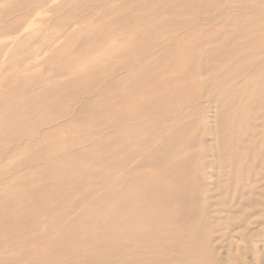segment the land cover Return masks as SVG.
<instances>
[{
	"label": "rangeland",
	"instance_id": "obj_1",
	"mask_svg": "<svg viewBox=\"0 0 264 264\" xmlns=\"http://www.w3.org/2000/svg\"><path fill=\"white\" fill-rule=\"evenodd\" d=\"M257 1L52 0L43 6L41 0H0V264L132 260L123 242L93 240L86 219L90 211L101 209L97 201L110 188L108 182L144 180L157 172L146 164L132 169V153H140L136 160L145 161L149 147L197 118L194 94L201 92L200 83L215 77L213 67L224 52L221 42L264 19V2ZM144 46L141 55L154 60L157 87L150 79L136 84L130 77L140 64L137 49ZM93 64L86 77L97 82L86 92L89 83L76 82L75 73ZM223 74L220 70L217 75ZM168 79L173 80L176 101L166 121H161L169 116L165 112L138 114L135 120L125 114L167 92ZM122 94L130 97L118 98L114 114L97 107L94 112L105 113L95 118H100L98 125L88 126L94 112L82 101L98 103ZM57 112L61 117L53 123ZM154 117L161 119L153 136L119 139L124 124L145 120L142 127H147ZM109 136L119 137L115 148ZM199 152L198 146L191 147L180 157L194 156L196 161ZM201 161L215 163L212 157ZM195 163L185 169L186 179L173 186L176 205L189 199ZM112 164L118 167L114 171L109 170ZM177 216L168 215L159 228L169 219L172 229L178 228Z\"/></svg>",
	"mask_w": 264,
	"mask_h": 264
},
{
	"label": "bare ground",
	"instance_id": "obj_2",
	"mask_svg": "<svg viewBox=\"0 0 264 264\" xmlns=\"http://www.w3.org/2000/svg\"><path fill=\"white\" fill-rule=\"evenodd\" d=\"M51 1L41 0L43 6ZM241 31L238 37L221 42L224 52L213 67L215 77L200 83L201 92L194 94L195 102L198 101L193 107L194 114L202 124L194 127L195 119L176 130L171 129L160 144L148 148L150 156L145 161H137L140 153H132V169L146 164L157 172L148 174L144 180L108 182L110 188L97 201L101 209L90 211L86 225L93 240L120 241L132 252V260L120 258L117 264H264V19L247 24ZM145 47L137 49L140 64L132 69L130 77L136 84L142 78L150 79L152 86L157 87L154 60H145L141 55ZM147 55L150 57L153 53ZM93 67L94 64L75 73L76 82L89 83L86 92L97 82L86 77ZM220 70L224 72L221 77L217 75ZM172 82L165 81L167 92L145 100L125 114L135 120L138 114L152 116L165 112L169 116L161 121H166L176 101L171 95ZM128 97L129 94L110 95L102 102L98 100L100 104L89 99L82 102L85 106L91 105V108L87 106L90 112L101 106V109L110 108V114H114L118 98ZM82 112L87 111L83 108ZM100 113L97 109L90 114L88 126L99 124L100 118H95ZM60 114L56 113L53 123ZM21 118L29 120L23 113ZM160 119L151 118L147 127H142L145 120L124 124L122 137L116 138L135 140L144 135L153 136ZM118 120H124L123 116ZM112 137L109 136L108 143L115 148L118 140ZM196 146L200 149L196 161L194 156L180 157L185 150ZM204 157H212L215 163L205 164L201 161ZM190 159L196 162L192 168L194 185L184 205H176L173 186L186 179L185 169L194 165ZM109 167L111 171L118 168L114 164ZM175 214H178V228L172 229V219L164 229L159 228L162 220ZM218 231L221 235L216 236Z\"/></svg>",
	"mask_w": 264,
	"mask_h": 264
}]
</instances>
